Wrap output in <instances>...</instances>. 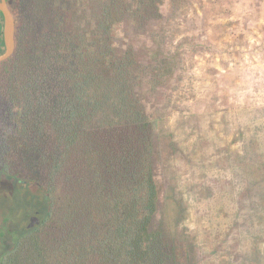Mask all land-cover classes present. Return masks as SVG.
<instances>
[{
    "label": "trees",
    "instance_id": "16d2710c",
    "mask_svg": "<svg viewBox=\"0 0 264 264\" xmlns=\"http://www.w3.org/2000/svg\"><path fill=\"white\" fill-rule=\"evenodd\" d=\"M179 1L6 0L15 22V50L0 63V264L204 259L199 234L171 223L166 190L169 184L173 193L172 187L166 176L162 184L160 169L185 154L148 100L168 84L178 53L163 50L149 26L167 18ZM129 28L146 38L142 47L130 43ZM196 119L205 134L198 145L202 153L215 142L212 136L221 142L228 135L224 119L216 133L213 123L204 126L201 118L180 123L185 128ZM230 133L227 147L217 153L240 140L249 143L241 150L244 164L231 167L234 176L249 180L237 196L239 213L233 212L231 225L256 233L264 229V153L258 139L244 140L241 127ZM171 201L176 222L187 207L183 199ZM10 203L22 213L11 214ZM258 210L261 216L254 220ZM222 211L210 209L211 226L219 217L230 218ZM35 213L39 222L28 228ZM244 219L248 222L241 224ZM221 233L213 232L207 243L215 264L253 258L249 264H264L258 249L263 235L254 234L252 254L235 255L224 249L231 242L228 227Z\"/></svg>",
    "mask_w": 264,
    "mask_h": 264
},
{
    "label": "rangeland",
    "instance_id": "374dc122",
    "mask_svg": "<svg viewBox=\"0 0 264 264\" xmlns=\"http://www.w3.org/2000/svg\"><path fill=\"white\" fill-rule=\"evenodd\" d=\"M167 12V18L158 19L149 29L162 49L164 46L171 53L177 48L178 53L169 69L168 84L148 100L153 102L164 127L176 134L185 157L165 162L160 180L163 185L167 180L171 183L173 193L169 184L166 191L172 225L181 223L197 232L205 256L199 264H215L213 247L207 245L213 232L218 237L228 227L231 242L224 249L235 255L246 250L252 254L250 243L256 233L264 236V229L255 233L237 223L231 225L233 212L239 213L237 196L249 181L234 176L231 167L244 164L241 150L249 143L240 140L230 151L217 153L218 147H227L230 132L239 127L244 130V140L258 139L260 152L264 153V0H180ZM126 36L131 44H145L146 38L130 28ZM143 93L147 96L145 88ZM191 117L201 118L204 126L212 122L215 133L224 119L228 135L221 142L212 136L215 142H209L202 153L198 145L205 134L197 128L195 122L199 120H192L185 128L180 123ZM172 197L183 199L187 207L186 216L176 222ZM10 204L11 214L22 213L17 204ZM212 208L222 213L225 210L230 218L219 217L215 227L211 226L208 214ZM259 216L258 210L254 220ZM244 222L248 220L241 224ZM258 249L264 257V242L258 243ZM253 259L243 260L249 264Z\"/></svg>",
    "mask_w": 264,
    "mask_h": 264
},
{
    "label": "water",
    "instance_id": "95a60500",
    "mask_svg": "<svg viewBox=\"0 0 264 264\" xmlns=\"http://www.w3.org/2000/svg\"><path fill=\"white\" fill-rule=\"evenodd\" d=\"M0 14L2 16V39L4 51L0 54V63L8 60L14 53L15 42V22L13 15L11 14L6 0H0ZM39 215L35 213L30 218L28 228H32L36 223L39 222Z\"/></svg>",
    "mask_w": 264,
    "mask_h": 264
}]
</instances>
